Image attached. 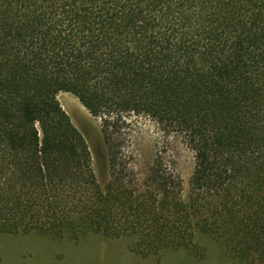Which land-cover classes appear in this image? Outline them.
I'll return each instance as SVG.
<instances>
[{
  "label": "trees",
  "instance_id": "obj_1",
  "mask_svg": "<svg viewBox=\"0 0 264 264\" xmlns=\"http://www.w3.org/2000/svg\"><path fill=\"white\" fill-rule=\"evenodd\" d=\"M60 91L100 119L103 185ZM142 118L192 152L185 195L164 149L138 179ZM0 231L264 264V0H0Z\"/></svg>",
  "mask_w": 264,
  "mask_h": 264
},
{
  "label": "rangeland",
  "instance_id": "obj_2",
  "mask_svg": "<svg viewBox=\"0 0 264 264\" xmlns=\"http://www.w3.org/2000/svg\"><path fill=\"white\" fill-rule=\"evenodd\" d=\"M57 99L85 137L95 174L103 185L108 179V172L95 134L100 119L92 116L70 92L60 91ZM138 121L140 125L126 146L132 155L130 163L135 167L138 179L142 180L155 152L164 149L185 195L194 165L192 152L179 137L163 135L152 121L143 118ZM138 237L130 233L110 236L94 231L76 236L68 233L53 235L36 231L25 234L0 231V264H236L217 248L214 239L207 236L198 238L201 252L197 254L173 248L140 251L137 248Z\"/></svg>",
  "mask_w": 264,
  "mask_h": 264
}]
</instances>
